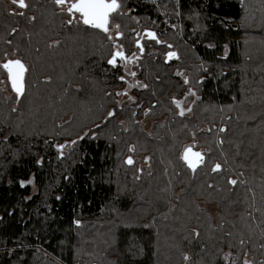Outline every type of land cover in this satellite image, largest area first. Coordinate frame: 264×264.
<instances>
[{"label": "trees", "instance_id": "1", "mask_svg": "<svg viewBox=\"0 0 264 264\" xmlns=\"http://www.w3.org/2000/svg\"><path fill=\"white\" fill-rule=\"evenodd\" d=\"M121 2L126 15L114 13L109 24L120 25L123 35L117 37V29L112 35L82 23L68 26V14L52 0H26L27 9L0 0V63L8 52L29 69L19 104L0 69V128L7 124L0 140L17 133L10 146L0 143V264H186L183 253L192 257L190 264H225L226 251L236 264L245 251L250 259L264 260L259 235L264 229V0H244L243 6L240 0ZM14 27L19 31L10 35ZM140 30L144 51L138 75L148 87L135 90V103L120 105L115 93L123 86V68L107 61L116 42L132 52ZM55 40L59 46L48 47ZM169 51L179 59L169 60ZM177 71L189 77V85ZM188 86L200 99L191 115L180 117L171 100ZM150 107L148 131L141 119ZM112 109L117 116L104 127L102 118ZM93 124H101L98 139L65 148L64 158H58L53 145L75 138L81 129L97 131ZM221 127L226 131L219 132ZM189 143L204 154L196 173L180 158ZM129 155L132 166L124 163ZM145 156L151 157L147 163ZM215 163L222 164L219 174L211 172ZM31 178L36 191L19 184ZM229 178L245 183L231 186ZM253 195L259 211L252 207ZM200 201L217 207L218 214ZM192 228L200 231L199 239L189 235ZM126 243L135 245V257L125 252Z\"/></svg>", "mask_w": 264, "mask_h": 264}, {"label": "snow or ice", "instance_id": "2", "mask_svg": "<svg viewBox=\"0 0 264 264\" xmlns=\"http://www.w3.org/2000/svg\"><path fill=\"white\" fill-rule=\"evenodd\" d=\"M52 3L60 9L61 13L66 12L68 14V19L66 21L68 26H72L74 23L77 25L82 23L83 25L88 26L92 29H99L105 34L109 33L110 19L114 13L119 14V15H126V13H124L122 11L123 4H122L121 0H52ZM240 3L243 6L244 0H240ZM11 4L18 5V7L20 9H27L30 7V5L28 3H26V0H11ZM31 6L34 7V5H31ZM10 14H12V15L19 14L21 16L24 15L23 12L16 13L15 11L10 12ZM176 14L179 15L180 13L177 12ZM28 19L30 22L35 21L36 16L33 15V16L29 17ZM172 27H176V26L172 25ZM115 28L117 29L115 35L117 37L122 36L123 33H121L119 31L120 25L116 24ZM18 31L19 30L14 27L11 29L10 35L13 33H17ZM144 32L148 38L156 40L157 43H161V41H159L157 39L156 34L153 31L145 29ZM29 35H31V34L29 33ZM137 35H139V33ZM107 38L109 40H112L113 36L108 35ZM5 43L10 46L12 44V41L10 39H8V40H5ZM59 44H60V41L55 40L51 44H49L48 47L59 46ZM136 44L139 47L140 52L143 53L144 48L141 45L140 40H137ZM211 46L212 45H209V47H211ZM119 47L120 46L117 45L118 49H119ZM168 47L171 48L172 45H168ZM18 50L19 49H17V51ZM3 56H4V60L2 63H0V69H3L6 72V74H7L6 80L10 83L11 90L15 94L14 98H15L17 104H19L21 102V98L25 95V73L29 69L21 59L13 58L12 56H10V54L8 52H4ZM173 57H175L176 59H179V56L176 52L169 51L167 53V58L170 60ZM118 58H119V60H123L126 62L133 59L132 57L126 56L122 50H117V51L112 53L111 58L108 59L107 63L109 65H112L113 67H116ZM130 75L135 76L136 73L131 72ZM176 75L183 77L184 85L190 84L189 77L187 75H185L183 72L177 71ZM119 79L123 81L125 79V77L120 76ZM203 79L204 78L201 77L199 80L196 81V83L201 84L203 82ZM45 80L47 82H50L51 77L50 76L46 77ZM0 83H4V81H0ZM135 86H139L142 88L148 87L147 84H140L139 81H137L135 85H129V87H135ZM65 91H67V90H65ZM75 91L77 93H79L80 91H82V89L76 88ZM106 95H112V94L106 93ZM115 95L116 96H121V95L128 96V93L125 90L124 92H117V93H115ZM187 95L195 97V100L192 101V104H195L196 100L200 99V97L197 95L196 90H194L191 87H189ZM128 100L133 101V103H135L134 97L128 96ZM171 102H172V104L175 105L176 109L178 110L176 114L179 115L180 117H184L186 113L192 112V104L185 106L184 102L182 100H178L175 97L172 98ZM116 103L119 104L120 102L116 101ZM136 107H140V105L137 104ZM153 107H154V105H153ZM16 111H17L16 107L11 108V112H16ZM151 112H152V108L150 107V108L145 109L143 114L145 116H148L149 114H151ZM132 115L135 116L136 113L133 112ZM116 116H117L116 109H112V110L107 111L106 115L102 118L103 126L106 127L107 124L110 123L112 119L116 118ZM249 119L255 120L256 117L252 116ZM21 123H23V122L21 121ZM67 123L68 122L66 121L65 124H67ZM123 125H124V121L121 120L120 126H121L123 131L127 132L128 129L123 127ZM16 127L19 128V125H17ZM56 127L57 128H63L64 134H68L69 136L71 135L70 133H67V129L64 128V125L57 124ZM5 128H7V124H5L3 128H0V133H3L5 131ZM93 128H95L97 131H93L92 129H87V130L81 129L80 132L76 134L75 138H70V139L65 140L64 143H56L55 145H53L56 149V152L58 153V158H60V159L64 158V156H65L64 149L65 148L74 149L75 146H77L80 141H83L85 139H92V140L98 139L100 136L99 130L101 129V124H93ZM208 131H211V129H209ZM218 131L222 133V132H225L226 129L224 127H221L218 129ZM61 134L62 133H59V132L57 133V135H61ZM15 135H17L16 132H9L7 135H3L2 140H0V143L10 146V137L15 136ZM149 135H151V134L149 133ZM193 136H195V133H193ZM110 139H115V137H110ZM44 143H45V145H48L50 143V141L45 140ZM223 143H224L223 140H218V144L222 145ZM128 151L134 152L135 151V145H130L128 148ZM16 154L17 153L14 151L13 155H16ZM180 158L184 161L187 168L190 169L193 173H196L198 165H201L205 162L204 154H202L199 151H193L192 145L186 146L184 148L183 153L181 154ZM150 160H151V157H148V156L144 157V161L146 163L149 162ZM36 163L38 165H41L43 163V158L36 160ZM124 163L126 165H129V166L134 165L133 157L131 155L127 156V158L124 160ZM225 163H227V160H225ZM222 170H223V168H222L221 163H215L211 168V172L217 173V174L221 173ZM137 172L143 173V169L142 168L137 169ZM149 175H151V173H149ZM243 175H244L243 172L239 173V176H243ZM65 179H68V177H65ZM134 179L139 180V179H141V176L135 175ZM32 182L33 181L31 179H29L27 181L20 180L19 184L21 187H24L26 184H31ZM243 183H245V181H243V180L232 179V178L227 179V184L231 185V186H236L238 184H243ZM207 188L211 189V190L220 191V189H218L216 187V185H214V184H208ZM249 191H251V189H249ZM56 199H60V197H56ZM254 206H255V195H253L252 207H253L254 211H259V209H256ZM172 207L175 208V205H173ZM196 207H197V211L201 210L199 208V206H196ZM8 215H12V212H9ZM249 216L253 220H255V217L252 216V213H249ZM0 219H2V218H0ZM196 219L199 220V217H196ZM72 223L75 224L77 228L82 226V221L79 219L73 220ZM122 223H123V221H122ZM123 226L125 228L132 227V225L128 224V223H123ZM143 227L149 228V227H151V225L150 224H144ZM217 227L222 229L223 223H221ZM189 235L196 238V239H199L201 233L197 228H192L189 232ZM227 235L231 236L232 233L229 232V233H227ZM259 235L261 237H264V229H261ZM131 239H132L131 237L125 236L126 241H131ZM113 243L114 244L116 243V237H113ZM239 244L241 245V247H243L246 244V241L241 239L239 241ZM260 247L262 249H264V244H261ZM134 248H135V245L133 243H126L125 252L130 254L132 257H135L137 253L133 251ZM139 251L142 252L143 250L140 249ZM122 255H123V253H122ZM243 256H244V258L242 259L241 264H264V260L257 262L255 259L248 258L249 253L247 251L244 252ZM231 257H232L231 252L224 254L223 260L225 261V264H236V261L234 259H231ZM183 260L186 262V264H190V262L192 261V257L188 253H183ZM133 264H134V261H133Z\"/></svg>", "mask_w": 264, "mask_h": 264}, {"label": "rangeland", "instance_id": "3", "mask_svg": "<svg viewBox=\"0 0 264 264\" xmlns=\"http://www.w3.org/2000/svg\"><path fill=\"white\" fill-rule=\"evenodd\" d=\"M137 19L139 20V17H137ZM142 25H146V24L143 22L141 24V26ZM114 30H116L115 25H109V32L112 35H114ZM138 33H139V35H138L139 40L142 41L143 38H144V35L142 34L141 30L138 31ZM117 45L120 46L119 49L117 48ZM114 49H115V51L122 50L125 53L126 56L133 58V59L127 61V62L123 61V60H119V58H118L117 63H119L122 66L123 72H124L123 76L125 77V79L123 80V86L118 87L117 90H118V92H124L126 90L127 93H128V96L134 97V99L136 100L135 90L139 89V88H142V87H139V86L129 87V85H135L137 81H139L140 84H144V82L139 78V75H138L139 61H140V57H141V52L139 50V47L136 46L133 49L132 52H128V51L126 52L124 46L122 44H120L119 42H116L115 46H114ZM131 72H135L136 75L135 76L130 75ZM189 87L190 86H188V88L186 89V92L178 99V100H182L184 102L185 106H188L189 104H192V101L195 100V97L187 95ZM128 96H123V95L119 96V102H120L119 104L121 105L124 102H133V101L128 100ZM193 107H194V104H192V112H193ZM192 112L186 113V114L187 115H191ZM141 122H142V126H143L144 129H146L148 131L151 130V127L153 125V121L151 120L149 115L145 116L143 114ZM189 145H192V143L184 145L183 149L186 146H189ZM31 180L33 181L31 183L32 189H33V191H36L37 187H36V185L34 183V178H31ZM199 204H200L201 207L206 208L207 210H209L214 216H216L218 214V208L217 207L210 206V205L206 204L204 201H200ZM228 252H230V251H226L225 253H228Z\"/></svg>", "mask_w": 264, "mask_h": 264}]
</instances>
